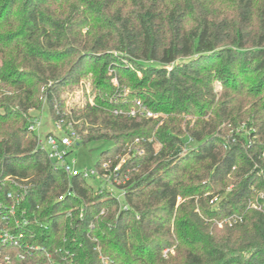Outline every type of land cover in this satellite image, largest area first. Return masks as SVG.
<instances>
[{
  "label": "trees",
  "instance_id": "16d2710c",
  "mask_svg": "<svg viewBox=\"0 0 264 264\" xmlns=\"http://www.w3.org/2000/svg\"><path fill=\"white\" fill-rule=\"evenodd\" d=\"M87 75L75 146L109 141L98 166L153 139L120 196L53 169L28 129ZM136 100L157 116L113 113ZM0 164L38 220L12 264H264V0H0Z\"/></svg>",
  "mask_w": 264,
  "mask_h": 264
},
{
  "label": "built area",
  "instance_id": "2783aa9c",
  "mask_svg": "<svg viewBox=\"0 0 264 264\" xmlns=\"http://www.w3.org/2000/svg\"><path fill=\"white\" fill-rule=\"evenodd\" d=\"M113 88L117 89L116 79H112ZM52 90L51 93H54ZM43 100L44 96L40 95ZM91 105L93 102L90 100ZM54 116L51 117V125L54 131L46 133L43 139L37 138V146L46 154L50 165L55 170H61L67 177L81 176L82 178L98 179L101 186L107 188L110 192L113 189L120 192V196L124 191L125 185L130 181L131 174L137 171V166L129 165V160L133 156L143 154L142 144L152 142V138L136 137L126 142L119 152L113 157L108 158L99 163V165L91 170H80L75 166V160L69 161L67 155L72 147L79 140V136L73 129V122L67 118L66 113L69 111L60 112L57 105L53 106ZM30 109V118L28 129L35 131L40 126L41 116L32 113ZM115 115L126 117H156L157 114L149 110L139 100L129 106L128 109H114ZM191 141V139H189ZM2 164H0V264H12L13 260L22 261L27 253L37 248L34 243L28 242V237H33L34 232L30 229V225H37V218H30L26 214V209L23 207V201L27 192V178H21L13 174H3L1 172ZM113 193V192H112ZM69 193H67L68 195ZM115 195V193H113ZM262 196V193H259ZM64 197L60 195L58 200ZM218 201V196L214 195L209 199L210 204H215ZM250 206L256 210L261 207L257 203H250ZM240 215L231 214L220 220H215L218 228L224 225L232 226L241 222ZM45 264H65L53 262L51 255L46 254Z\"/></svg>",
  "mask_w": 264,
  "mask_h": 264
},
{
  "label": "rangeland",
  "instance_id": "374dc122",
  "mask_svg": "<svg viewBox=\"0 0 264 264\" xmlns=\"http://www.w3.org/2000/svg\"><path fill=\"white\" fill-rule=\"evenodd\" d=\"M139 76V75H138ZM42 89V88H41ZM92 93L91 77L89 75L80 78L79 82L72 86V88H63L59 92V101L63 103L65 111H69L73 107L83 106L89 103ZM58 102V101H56ZM90 104V103H89ZM37 111V110H36ZM33 111L32 113L39 114L41 116L40 126L37 128L36 132L39 139H43L47 132L54 131L51 125V117L47 109L44 107L40 111ZM109 141H93L86 144H79L72 147L71 151L67 155L69 161L75 160V166L80 169H94L97 167L96 162L98 161L102 151L110 147ZM88 184L99 187L100 182L96 178L87 179ZM104 187V186H103ZM115 195L120 194L116 189L112 191Z\"/></svg>",
  "mask_w": 264,
  "mask_h": 264
}]
</instances>
